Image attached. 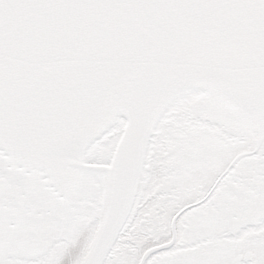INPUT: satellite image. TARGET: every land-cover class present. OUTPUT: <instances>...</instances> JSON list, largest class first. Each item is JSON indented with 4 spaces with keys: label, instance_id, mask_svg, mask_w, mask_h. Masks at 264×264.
<instances>
[{
    "label": "snow or ice",
    "instance_id": "6c2138e0",
    "mask_svg": "<svg viewBox=\"0 0 264 264\" xmlns=\"http://www.w3.org/2000/svg\"><path fill=\"white\" fill-rule=\"evenodd\" d=\"M0 264H264V0H0Z\"/></svg>",
    "mask_w": 264,
    "mask_h": 264
}]
</instances>
